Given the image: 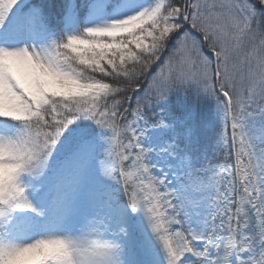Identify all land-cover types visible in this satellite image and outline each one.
<instances>
[{
    "label": "snow or ice",
    "instance_id": "snow-or-ice-1",
    "mask_svg": "<svg viewBox=\"0 0 264 264\" xmlns=\"http://www.w3.org/2000/svg\"><path fill=\"white\" fill-rule=\"evenodd\" d=\"M0 264H264V0H0Z\"/></svg>",
    "mask_w": 264,
    "mask_h": 264
}]
</instances>
